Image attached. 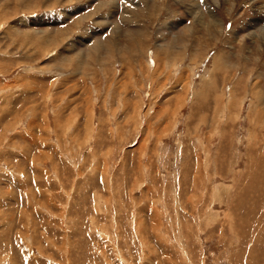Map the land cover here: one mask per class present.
I'll return each instance as SVG.
<instances>
[{
    "label": "rangeland",
    "instance_id": "1",
    "mask_svg": "<svg viewBox=\"0 0 264 264\" xmlns=\"http://www.w3.org/2000/svg\"><path fill=\"white\" fill-rule=\"evenodd\" d=\"M116 1L0 0V264H264V0Z\"/></svg>",
    "mask_w": 264,
    "mask_h": 264
},
{
    "label": "bare ground",
    "instance_id": "2",
    "mask_svg": "<svg viewBox=\"0 0 264 264\" xmlns=\"http://www.w3.org/2000/svg\"><path fill=\"white\" fill-rule=\"evenodd\" d=\"M178 1H183V2H185L186 0H178ZM223 2H225V0H222ZM221 1V2H222ZM227 1V0H226ZM235 1V0H234ZM252 1V0H251ZM102 2V1H101ZM110 2V3H109ZM109 2H106V3H108V4H110L111 5V3H112V1H109ZM196 2V1H195ZM212 2H213V0H212ZM212 2H210V4L212 3ZM254 2V1H253ZM103 3V2H102ZM182 3V2H181ZM217 3V2H216ZM215 3V4H216ZM213 4H214V2H213ZM221 4V3H220ZM223 4V3H222ZM229 4V3H228ZM136 5V4H135ZM217 5V4H216ZM253 5H254V3H253ZM260 5H261V8L263 9V10H261L260 9V7L259 6H257V5H255V14H256V16H258V15H261V16H264V6H263V4H261V1H260ZM211 6H213V5H211ZM218 6V5H217ZM216 6V7H217ZM232 6V5H231ZM103 6L101 5V6H97V8H95V9H101ZM197 7V9H198V6H196ZM186 8V7H185ZM189 9H191V8H189ZM199 10V9H198ZM256 10H259L258 12L256 11ZM196 12V11H195ZM201 12V11H200ZM135 13V12H134ZM188 14V13H187ZM197 14V13H196ZM204 14V13H203ZM258 14V15H257ZM209 15V14H208ZM211 15H213L211 12H210V15L209 16H211ZM125 16V15H124ZM191 16V15H190ZM202 16V15H201ZM207 16V15H206ZM192 17V16H191ZM213 17V16H212ZM260 18V17H259ZM124 19V18H123ZM134 19V18H133ZM258 20V19H257ZM127 21H128V19H127ZM195 21V20H194ZM199 21H200V19H199ZM261 21H264V18L262 19V18H260L258 21H254L253 23H249V25H252V26H249V25H247V27H248V29H247V31H249L252 27H254V29H253V34H254V37L256 36V37H260L261 39H262V42H264V25H262V22ZM210 24L209 25H211V24H213V25H216L217 24V22H215L214 20H210V22H209ZM202 24V23H201ZM116 30V29H115ZM256 30H258V32L259 33H256ZM141 32V31H140ZM186 33H188V32H186ZM183 34V33H182ZM185 34V33H184ZM249 34V33H248ZM183 37V36H182ZM255 37V38H256ZM176 40V39H175ZM95 45H96V43H95ZM108 45V44H107ZM171 47V46H170ZM147 48H145V53H146V50ZM106 52L107 53H109V54H111L109 51H110V47H107L106 49ZM156 51V50H155ZM154 51V52H155ZM156 55V54H155ZM220 59V58H219ZM215 60V59H214ZM217 60V59H216ZM245 60V59H244ZM248 60V59H247ZM220 63V62H219ZM219 65V64H218ZM215 68V67H214ZM154 75V74H153ZM223 94V93H222ZM224 95V94H223ZM228 110V109H227Z\"/></svg>",
    "mask_w": 264,
    "mask_h": 264
},
{
    "label": "built area",
    "instance_id": "3",
    "mask_svg": "<svg viewBox=\"0 0 264 264\" xmlns=\"http://www.w3.org/2000/svg\"><path fill=\"white\" fill-rule=\"evenodd\" d=\"M134 4V3H133ZM148 56V55H147Z\"/></svg>",
    "mask_w": 264,
    "mask_h": 264
}]
</instances>
